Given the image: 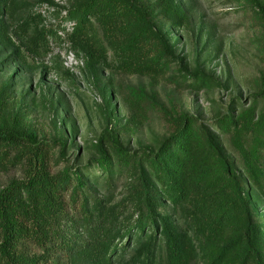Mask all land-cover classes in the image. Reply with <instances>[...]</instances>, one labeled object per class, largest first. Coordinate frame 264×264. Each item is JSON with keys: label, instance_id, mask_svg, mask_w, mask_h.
Returning a JSON list of instances; mask_svg holds the SVG:
<instances>
[{"label": "trees", "instance_id": "1", "mask_svg": "<svg viewBox=\"0 0 264 264\" xmlns=\"http://www.w3.org/2000/svg\"><path fill=\"white\" fill-rule=\"evenodd\" d=\"M237 1L261 25L264 53V0ZM38 2L54 0H0V173L23 168L0 188V264H264V68L248 103L232 96L209 122L180 110L166 134L135 148L111 125L122 92L101 88L110 120L92 154L72 159L79 129L69 113L47 139L17 101L22 72L60 41L32 12ZM67 2L77 20L68 39L97 80L108 69L194 92L229 89L200 57L178 53L172 29L190 21L181 0ZM149 95L122 94L132 111Z\"/></svg>", "mask_w": 264, "mask_h": 264}, {"label": "rangeland", "instance_id": "2", "mask_svg": "<svg viewBox=\"0 0 264 264\" xmlns=\"http://www.w3.org/2000/svg\"><path fill=\"white\" fill-rule=\"evenodd\" d=\"M181 1L188 10L190 21L182 28L172 29L173 39H179L178 53L191 64L200 57L215 77L222 80L229 78V89L212 88L194 92L168 77L152 80L108 69H103L97 80L88 68L85 52L54 40L47 53L35 57L33 66L22 72L18 86L17 101L24 106L27 122L37 130L39 136L52 139L56 130L53 121L61 122V117L69 113L72 118L68 120L69 124L73 120L79 129L76 144L68 151L69 158L84 156L86 160L92 154V144L110 120L108 117L112 111L106 104L101 88L109 91L108 96L114 87L122 94H130L133 89L140 88L150 94L145 107L132 111L121 93H113L112 106L116 114L111 117V125L124 142H129L131 148L137 147L139 141L150 143L166 134L170 128L171 114L180 110L196 114L209 122L216 110L229 104L232 96H240L243 103H248L252 81L264 68V53L258 39L262 27L254 19L252 11L237 0ZM40 4L36 3L32 12L38 11ZM64 7V3L57 0L50 12L45 15L41 12L42 25L48 27L55 22L57 14ZM173 67L177 72L176 65ZM30 86L31 90L23 97L22 91ZM223 139L229 148L228 141L225 137ZM63 165L62 162L53 169ZM22 175L23 168L19 165L2 171L0 188ZM259 210L264 215V207Z\"/></svg>", "mask_w": 264, "mask_h": 264}, {"label": "built area", "instance_id": "3", "mask_svg": "<svg viewBox=\"0 0 264 264\" xmlns=\"http://www.w3.org/2000/svg\"><path fill=\"white\" fill-rule=\"evenodd\" d=\"M56 1L57 0H54L53 3L44 2L40 4L38 6V11L42 12L45 15L46 12H50L51 7L56 5ZM61 1L64 3L65 9H63L62 12L57 14L55 22L51 21L52 23L49 27L52 28L55 32H57L58 36L60 37V41H62L63 44L72 45L70 40L68 39V36L75 30L77 26V20L69 16L67 0ZM53 39H51L52 44L54 42Z\"/></svg>", "mask_w": 264, "mask_h": 264}]
</instances>
